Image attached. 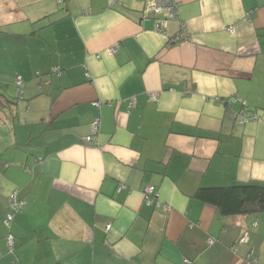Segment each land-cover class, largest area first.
Instances as JSON below:
<instances>
[{
	"label": "crops",
	"instance_id": "crops-1",
	"mask_svg": "<svg viewBox=\"0 0 264 264\" xmlns=\"http://www.w3.org/2000/svg\"><path fill=\"white\" fill-rule=\"evenodd\" d=\"M150 1L0 0V264H264V214L197 197L264 183V0Z\"/></svg>",
	"mask_w": 264,
	"mask_h": 264
},
{
	"label": "trees",
	"instance_id": "trees-1",
	"mask_svg": "<svg viewBox=\"0 0 264 264\" xmlns=\"http://www.w3.org/2000/svg\"><path fill=\"white\" fill-rule=\"evenodd\" d=\"M153 1L154 0H151L148 3V6L146 8V11H148V12H146V13L149 16H152V17H154V19H156L155 20V25H156V24H160V22L163 20V15H159V14H156L153 11H151L150 8H151ZM60 4H62V3H60ZM177 12H178V10H177ZM182 33H185V32H182ZM183 36H185V35H183ZM16 77L14 78V82H13L14 88H15ZM24 94H25V80H24L23 97L22 98L17 97L16 96V90H15L14 99L8 100V102L12 103V104H16L18 101H21L24 99ZM156 191H157V189H156ZM12 195L9 198V210L3 218L4 226L8 231L7 236H6V245H7L8 251L10 253H13L16 249V237L12 232V226H13L15 217L19 214H22L23 208L25 206V201L18 198V192H17L18 201H20V202L22 201V202H24V204L21 207H19L18 210L13 211L12 210V202H13L12 201ZM144 195H145V193H144ZM197 197L201 201L213 205L214 207H216L218 209V211L221 214L226 215V216H231V215L250 216V215L264 214V183H261V182L240 183L237 185H233V186H229V187H221V188H205V189L203 188V189L199 190V192L197 193ZM159 200H160V198H159ZM145 202H146V199H145ZM146 204H147V202H146ZM152 204H154L156 206V199H154V198L152 199ZM10 213L13 215V219L10 221L9 226H7L5 224V219H6L7 214H10ZM110 231L106 230V233L110 234ZM10 235H12L14 237V247L13 248H10L8 246V243H7V239ZM243 238L244 237H242L240 239V242H239L240 244L243 243L242 242ZM186 260H188V259H186ZM188 261L190 264L191 263L190 260H188ZM184 264H186L185 261H184Z\"/></svg>",
	"mask_w": 264,
	"mask_h": 264
},
{
	"label": "built area",
	"instance_id": "built-area-1",
	"mask_svg": "<svg viewBox=\"0 0 264 264\" xmlns=\"http://www.w3.org/2000/svg\"><path fill=\"white\" fill-rule=\"evenodd\" d=\"M66 1L67 0H57V2L59 4L66 2ZM115 2H117V0H110V4H114ZM178 7L179 6H178L177 2L174 0H154L153 1L151 8H150L151 11H153L156 14L163 15V20L160 22V24H156L154 27V30L156 32H164V23L166 22V19H168V18L175 19L176 15H177ZM231 31L233 32V30H231ZM184 38L189 39V37L180 35L178 38L175 39V42L181 41ZM117 48H118V46L114 47L113 49H111V51L109 53L114 54V52L117 50ZM57 70H60V69H57ZM15 90H16V96L19 98H22L23 93H24V80L20 76H17L15 79ZM152 99L158 100V96L156 94H153ZM94 105L98 107L100 104L95 103ZM231 117L235 120H238V123L240 125H245V124H248L250 122H254V121L259 119L256 114L251 115V114H248L246 111H242L240 113L232 112ZM92 127H93L92 136H89L86 139L88 142L93 141V136L98 134L100 122L98 120L94 121L92 124ZM144 193H145V199H146V202L148 205H152V199L154 198V199H156V207L162 206V203L159 200V193L156 191V188L154 186L146 187L144 189ZM12 201H13L12 202V210L13 211L18 210L19 207H21L24 204V202L18 201L17 192H15L12 195ZM12 219H13V215L11 213L7 214L6 219H5V224L7 226H9L10 221ZM110 230H111V226H108L107 231H110ZM242 242L243 243L246 242L245 237L242 239ZM7 243H8V246L10 248L14 247V237L12 235H10L8 237ZM185 263L189 264V261L185 260ZM246 264H255V261L253 259L249 258V260L247 261Z\"/></svg>",
	"mask_w": 264,
	"mask_h": 264
},
{
	"label": "rangeland",
	"instance_id": "rangeland-1",
	"mask_svg": "<svg viewBox=\"0 0 264 264\" xmlns=\"http://www.w3.org/2000/svg\"><path fill=\"white\" fill-rule=\"evenodd\" d=\"M9 96V98H8V100H11V99H14V97H15V91H12V94H8ZM2 130V131H1ZM1 132L3 133V132H5V130L3 129V127H1Z\"/></svg>",
	"mask_w": 264,
	"mask_h": 264
}]
</instances>
